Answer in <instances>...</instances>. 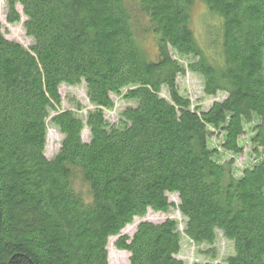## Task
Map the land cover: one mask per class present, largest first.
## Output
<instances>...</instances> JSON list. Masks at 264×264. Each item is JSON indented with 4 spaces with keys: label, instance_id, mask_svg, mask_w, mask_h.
<instances>
[{
    "label": "trees",
    "instance_id": "16d2710c",
    "mask_svg": "<svg viewBox=\"0 0 264 264\" xmlns=\"http://www.w3.org/2000/svg\"><path fill=\"white\" fill-rule=\"evenodd\" d=\"M195 1L5 0L32 43L0 21V264H109L113 236L126 264H185L182 234L219 232L232 253L215 264H264V0H199L202 36ZM186 71L224 96L193 104L177 87ZM82 83L85 117L60 107L59 86ZM113 95L134 103L111 122ZM49 125L61 138L47 157ZM246 145L254 159L238 168ZM172 207L182 231L171 217L121 233Z\"/></svg>",
    "mask_w": 264,
    "mask_h": 264
},
{
    "label": "rangeland",
    "instance_id": "374dc122",
    "mask_svg": "<svg viewBox=\"0 0 264 264\" xmlns=\"http://www.w3.org/2000/svg\"><path fill=\"white\" fill-rule=\"evenodd\" d=\"M5 0H0V21L2 25V31L4 35L9 39L17 40L22 43L25 47H28L32 43V39L26 34L23 20L25 17L21 15L20 20L14 23L6 22V5ZM20 11V7L17 6ZM205 5L202 4L199 0L195 1L191 8V16L193 18L192 26L195 29V32L202 36L205 28V22H207L206 17L204 16ZM206 20V21H205ZM144 46L152 56L155 52V44L152 38H146L143 41ZM177 87L180 91L185 94L193 104H199L201 107L208 106L214 99H220L224 96L223 92H217L214 95H208L204 92L202 87V77L191 71H186L184 75H177ZM59 92L62 95L61 109L69 108L76 109V103L80 104L82 109L78 110V113L85 117L84 114L88 109H92L93 106L89 104L87 94L85 92L84 84L78 85H66L61 84L59 86ZM161 94L167 96L165 89L162 90ZM114 99L115 106L112 109H107L104 111V115L111 122L117 120L119 112L127 105L134 103L132 100H125L121 96H112ZM48 134L46 138V146L44 153L47 157L53 156L56 150L59 147L61 135L51 125L48 126ZM82 138L88 139V128L84 127L82 131ZM254 159L253 153L250 152L249 145H246L244 150L237 156L235 165L240 168L243 167ZM170 199L177 202V196L170 194ZM173 218L178 221V229L182 231L184 219L181 216L179 210L175 207H172L168 212L163 211H154L148 209L146 215L140 217L135 216L133 222L126 225L121 233L132 234L136 224L140 220H151L154 222L162 221L165 218ZM117 236L110 237L107 243L108 246V258L109 264H126L128 262V252L125 250L117 249L113 244ZM214 243H193L191 242L186 235L182 234L181 239V250L177 255L182 258L185 264H215L224 260L227 254L232 253V242L227 240L219 232L214 240Z\"/></svg>",
    "mask_w": 264,
    "mask_h": 264
}]
</instances>
